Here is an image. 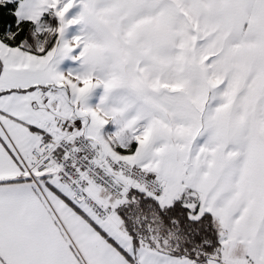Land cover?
Masks as SVG:
<instances>
[{
    "label": "snow or ice",
    "instance_id": "snow-or-ice-1",
    "mask_svg": "<svg viewBox=\"0 0 264 264\" xmlns=\"http://www.w3.org/2000/svg\"><path fill=\"white\" fill-rule=\"evenodd\" d=\"M0 264H264V0H0Z\"/></svg>",
    "mask_w": 264,
    "mask_h": 264
}]
</instances>
